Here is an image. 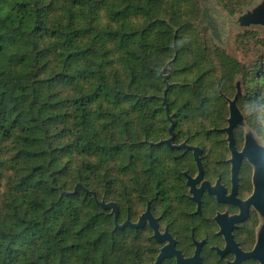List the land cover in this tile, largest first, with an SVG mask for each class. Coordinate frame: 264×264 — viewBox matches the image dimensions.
<instances>
[{"label": "trees", "instance_id": "trees-1", "mask_svg": "<svg viewBox=\"0 0 264 264\" xmlns=\"http://www.w3.org/2000/svg\"><path fill=\"white\" fill-rule=\"evenodd\" d=\"M201 4L0 0V264H137L121 224L173 195L167 140L211 144L233 112L264 139V41L242 63Z\"/></svg>", "mask_w": 264, "mask_h": 264}, {"label": "flooded vegetation", "instance_id": "flooded-vegetation-1", "mask_svg": "<svg viewBox=\"0 0 264 264\" xmlns=\"http://www.w3.org/2000/svg\"><path fill=\"white\" fill-rule=\"evenodd\" d=\"M238 122L232 137L230 123L211 144H167L181 166L173 195L139 198L127 219L145 251L137 264H264V207L254 198L264 183V139L245 122L235 130Z\"/></svg>", "mask_w": 264, "mask_h": 264}, {"label": "rangeland", "instance_id": "rangeland-1", "mask_svg": "<svg viewBox=\"0 0 264 264\" xmlns=\"http://www.w3.org/2000/svg\"><path fill=\"white\" fill-rule=\"evenodd\" d=\"M199 24L232 57L252 65L264 41V0H248L241 12L230 14L218 0H201ZM252 31V34H251Z\"/></svg>", "mask_w": 264, "mask_h": 264}, {"label": "water", "instance_id": "water-1", "mask_svg": "<svg viewBox=\"0 0 264 264\" xmlns=\"http://www.w3.org/2000/svg\"><path fill=\"white\" fill-rule=\"evenodd\" d=\"M237 121H238V118L236 117L235 113L233 112L232 118H231V124H230V127L228 129L231 137H232L231 129L237 123ZM166 143L170 144V140L166 141ZM254 198H255L257 204H259V206L261 208H263L264 207V183H259V190L256 192ZM126 224L132 226V224L129 220H127Z\"/></svg>", "mask_w": 264, "mask_h": 264}]
</instances>
